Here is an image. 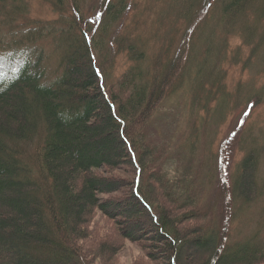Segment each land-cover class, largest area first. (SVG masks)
<instances>
[{
	"label": "trees",
	"instance_id": "1",
	"mask_svg": "<svg viewBox=\"0 0 264 264\" xmlns=\"http://www.w3.org/2000/svg\"><path fill=\"white\" fill-rule=\"evenodd\" d=\"M44 1L55 18H31L28 0H0V25L6 26L0 57L8 59L0 69V264H116L110 257L116 246L107 235L97 248L88 244L96 212L113 221L119 237L141 245L133 264L158 258L164 264H264V233L240 235L234 226L237 213L263 196L261 146L236 141L234 174L229 186L223 177L218 202L211 204L199 165L188 159L167 167V135L154 140L149 133L187 57L180 53L152 71L131 65L113 78L111 52L126 50L135 63L145 58L136 38L121 35L133 0ZM160 1L175 31L177 23L190 30L196 46L189 59L198 57L203 23L211 15L209 37L228 43L227 33L241 41L235 64L243 60L242 47L248 49L244 62L257 56L264 62V0ZM161 17L150 33L138 35L140 42L173 40L172 33L160 36ZM202 50L205 62H196L194 72L202 77L194 88L206 93V114L217 99L214 84L223 89L224 70L203 78L202 66L213 57L220 64L224 59L214 53L217 47L205 44ZM262 84L264 89V76ZM135 214L140 216L129 221Z\"/></svg>",
	"mask_w": 264,
	"mask_h": 264
},
{
	"label": "rangeland",
	"instance_id": "2",
	"mask_svg": "<svg viewBox=\"0 0 264 264\" xmlns=\"http://www.w3.org/2000/svg\"><path fill=\"white\" fill-rule=\"evenodd\" d=\"M98 1L95 0V2ZM28 2L31 18L46 20L57 16L44 0H28ZM165 6L160 0H133V5L122 20L121 24L124 23L125 26L121 35L126 36L129 33L133 38H136L133 42L137 43L138 49L145 50V58L135 63L129 59L126 50L111 52L110 75L113 78L119 77L131 65H138L143 70L152 71L175 55L181 53L182 56L187 57L185 71L182 73L179 83L173 87L176 89L169 93V98L163 103V109L157 112L151 121L149 133L154 140L165 139V134L167 135L171 148L167 150L168 156L166 157L172 158L167 167L175 165L174 161L186 162L188 159L192 160L194 167L199 165L198 169L203 181V193L206 196V201L211 204L217 203L216 191L221 187V183H224L223 177L227 179L225 184L229 186V177L234 174V165L240 158V151L235 144L239 138H243L244 142L251 141L253 144L261 146L258 174L264 180V98L260 97V93L264 92L262 89L264 62L260 56L250 57L248 61L244 62L248 55V49L242 47L244 50L243 60L235 64L236 52L241 46V41L238 38L229 39L227 33H224L223 37L228 40V43L209 37L210 27L208 26L213 25L211 15L209 21L203 23L207 26L201 33L202 40L197 48L198 57L194 55L189 59L191 47L196 46L195 42L193 43L188 38L190 30L187 32L182 23H177L179 28L175 31L172 15L166 14L167 10L162 11ZM158 15L162 16L158 22L161 26L160 36L169 37L172 33L173 40L170 43L150 39L140 42L138 35L150 33ZM1 29L6 30V26L0 25ZM212 29L214 28L212 27ZM5 40L8 41L9 38ZM110 40L109 37L108 41ZM162 42L163 45H160ZM205 44L217 47L214 53L221 55L224 59V62L220 64L217 63L218 58L213 57L210 62L202 66L203 78H208L207 71H209V75L215 77L217 72L224 70L221 81L223 89L219 88L218 83L214 84L212 90H218L215 93L217 99L210 100L206 114L202 110L203 106L209 105V103H204L206 93H199L194 88V85L202 77L201 75L195 78L194 72L196 71V62L199 65L205 62V60L201 61L202 48ZM167 45L169 46L168 51ZM165 53L168 54L167 58L163 57ZM51 55L53 54L50 51L45 54L44 66L48 72L52 69V62L49 60ZM133 56L134 54H131V57ZM17 57L18 55L13 59L14 62L17 61ZM7 62L8 59L0 57V69ZM220 90H223V93ZM251 102L254 103V106L250 109ZM114 173L122 177L128 175L121 170H115ZM226 185H224L225 188ZM225 215L229 218V207L226 214L222 216L223 220ZM139 216L135 214L128 220L132 221ZM139 219L142 220L143 217L141 216ZM234 226L235 232L240 235L248 234L254 230L264 233V193L256 203L248 205L247 209L237 213ZM88 227L93 231V237L88 242L90 246L97 248L102 243L99 241L102 240L101 237H106V235L109 240L115 243V252L110 257L116 264H133V258L142 252L140 244L119 237L113 221L97 212ZM93 262L99 264L100 261L93 259ZM154 264L164 263L161 258H158Z\"/></svg>",
	"mask_w": 264,
	"mask_h": 264
}]
</instances>
